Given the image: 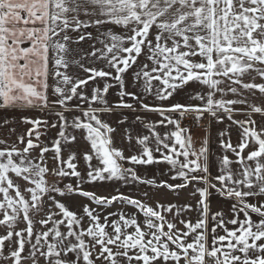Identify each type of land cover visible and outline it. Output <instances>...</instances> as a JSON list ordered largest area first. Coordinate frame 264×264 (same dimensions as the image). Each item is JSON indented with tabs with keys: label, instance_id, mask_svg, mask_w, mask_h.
Here are the masks:
<instances>
[{
	"label": "snow or ice",
	"instance_id": "6c2138e0",
	"mask_svg": "<svg viewBox=\"0 0 264 264\" xmlns=\"http://www.w3.org/2000/svg\"><path fill=\"white\" fill-rule=\"evenodd\" d=\"M0 112V264H264V0H0Z\"/></svg>",
	"mask_w": 264,
	"mask_h": 264
},
{
	"label": "crops",
	"instance_id": "0c3cea01",
	"mask_svg": "<svg viewBox=\"0 0 264 264\" xmlns=\"http://www.w3.org/2000/svg\"><path fill=\"white\" fill-rule=\"evenodd\" d=\"M86 46V45H85ZM113 94H114V90H113ZM25 115H32V113H23ZM22 115V113L20 112H0V120L4 119V118H15V119H19V117ZM129 115V119L131 120L132 118V114H128ZM141 115H144L143 113H141ZM238 119L242 118L240 116L237 117ZM17 127L20 130H23L26 126L25 125H17ZM224 126L223 125H213L212 129H211V138H210V150L213 154L215 155H219L220 151L218 148V144H217V131L219 129H222ZM133 129L134 132L137 130L136 126L133 125ZM139 131L142 134H146V130L143 129V126L141 125L139 127ZM197 137H203L205 135L203 130H197L194 131ZM5 134L4 130H0V138H3ZM54 136V132L51 134ZM15 137H13L14 139ZM233 142H236V133L235 131H233ZM117 146L120 147L121 145L119 144V142L117 143ZM130 154L126 152V155ZM166 165L163 164H158V165H148V166H140L139 167V172L140 174L148 177V178H153L156 177L157 179H167L166 176H161L160 173L163 172L166 169ZM215 173V169L213 170ZM172 182V181H169ZM90 190H95L97 192L98 195L101 196H110V195H114L116 194V190H115V186L113 184H104V185H96V186H92V188ZM120 191L123 192L125 195H130L136 198L139 197H143V192L145 191H149L147 186L144 185H133V184H129L127 186H120ZM163 191L168 192L167 190L161 189L159 191L157 190H151V198L152 196H156L158 195V193L161 195ZM170 193V192H168ZM172 194V193H170ZM183 197L180 199L181 201H185L188 200L187 197V193H183ZM141 199V198H139ZM144 199V198H143ZM188 201H186L185 203H188ZM192 203H194V201H191ZM184 203V202H183ZM230 201H224L222 200V198L218 197V196H214L213 197V203H212V210L213 211H218V210H222L224 211L226 214L229 212V208H230ZM255 219V216H254Z\"/></svg>",
	"mask_w": 264,
	"mask_h": 264
},
{
	"label": "rangeland",
	"instance_id": "374dc122",
	"mask_svg": "<svg viewBox=\"0 0 264 264\" xmlns=\"http://www.w3.org/2000/svg\"><path fill=\"white\" fill-rule=\"evenodd\" d=\"M183 196H184V195L182 194V197H183ZM182 197H181V198H182ZM139 198L143 199L144 197H139ZM181 198H177L175 195L170 194V193H168V192H166V191H163L161 195L158 193V195H156L155 197L152 196V198L149 199L147 202L153 204V206H154L155 201H157V200L160 201L161 203H164V204H168V203H180V204H183V202L185 203L186 201H188V200L181 201V200H180ZM58 199H59V197H58ZM64 202H65V203H66V204H67V205H68L73 211H77V212H79V211H80V205H81L82 203H85L86 201H83L80 197H71V198H66V199L64 200ZM116 210H117V209H116L115 207L112 208V209H110V211H116ZM124 211H126V212H132L133 210H132L131 208H125ZM113 219H115V217H113ZM140 219H142V217H140ZM192 219L195 220V216H194V215L192 216ZM102 222H103V221H102ZM21 227H23V225H21ZM36 227H37V229L40 228L39 225H37ZM109 231H110V229H109Z\"/></svg>",
	"mask_w": 264,
	"mask_h": 264
},
{
	"label": "built area",
	"instance_id": "2783aa9c",
	"mask_svg": "<svg viewBox=\"0 0 264 264\" xmlns=\"http://www.w3.org/2000/svg\"><path fill=\"white\" fill-rule=\"evenodd\" d=\"M188 121H185V123H187ZM194 131H197L196 129H194Z\"/></svg>",
	"mask_w": 264,
	"mask_h": 264
}]
</instances>
